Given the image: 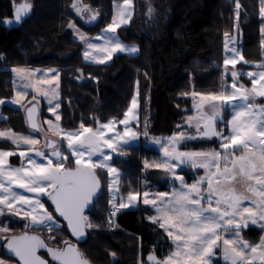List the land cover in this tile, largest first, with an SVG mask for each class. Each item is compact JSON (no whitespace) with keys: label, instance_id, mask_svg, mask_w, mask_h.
<instances>
[{"label":"snow or ice","instance_id":"6c2138e0","mask_svg":"<svg viewBox=\"0 0 264 264\" xmlns=\"http://www.w3.org/2000/svg\"><path fill=\"white\" fill-rule=\"evenodd\" d=\"M31 7L27 0L14 4L15 21L20 22ZM71 8L82 19L84 14L88 13L86 22L95 21L98 15L87 5H82L80 0H72ZM240 8L241 5L237 0V18H239ZM151 12L152 9L149 8V14ZM259 12L261 47L264 48V0H260ZM132 14V0H123L122 4H114L111 23L95 38L102 40L103 43H92L90 38L80 32L70 21L68 27L73 29L74 34L85 45L84 59L103 64L116 52L137 53V48L125 46L115 35H108L115 34L120 25L127 24ZM3 22L11 23L10 20ZM225 37V51L231 52L232 56H225L224 65L231 64L235 69L236 57L239 56L241 60L244 58L234 46V38L229 39L227 32ZM229 43L233 46L229 47ZM256 67L264 69V63ZM11 71L19 79L31 81L33 90L38 94L41 91L38 85L50 84L59 77V71L56 69H49L45 74H51V79L44 77L36 79V72L39 70L12 68ZM227 71L225 67V72ZM240 75L235 70L231 71L232 91H228L226 87L217 94L203 95L192 91L194 101L196 97H200L199 102L194 103V108L199 110L205 103H210L213 108L210 118L204 116L202 112L195 121L193 117H188L187 123L189 126L195 123L197 135L179 132L164 139L152 138L153 142L159 145L161 158L152 163L145 160L144 169H161L167 177H170L168 183L171 186V192L144 191L143 204L150 205L155 210L156 215L148 218L167 233L173 241L175 250L170 251L163 259H157L154 253H150L148 260L151 264H210L211 257L214 255L213 250L221 246L224 259L229 264H255L256 261L264 264V236H261L259 243L256 244H250L239 236V232L242 227L247 226L248 221L264 230V105L256 102V97H264V70L247 73L252 83L250 89L243 84H237ZM24 87H29V84L26 83ZM25 94L18 91L17 98L12 102L19 103ZM43 95L51 105L58 94L53 89L43 92ZM138 95L139 92L133 95L130 106L124 112V118L118 121L124 126L123 132L115 130L116 121L109 120L104 124L97 121L95 128L85 127L82 123L79 131L63 133L64 140L67 141V149L71 153L64 159H61V150L55 143L49 142L48 147L52 149L51 156H47L43 151L35 152L36 157L46 159L47 163H38L32 156H27L29 168L9 167L6 170L4 166L7 164V158L15 153L0 151V206H3L0 207V215H5L4 208L19 214L21 209L14 208V205H27L31 210L23 213L27 220L26 230L48 228L51 232L59 229L58 215L67 222L73 236L82 238L87 229L94 227L89 216L85 214V210L94 203V198L101 188V183L94 172L97 168L106 169L110 177L108 188L112 194L109 200L111 215L115 216L120 209L134 205L140 195L139 192H130L127 201L121 198L117 208L113 186L119 173L109 163L112 157L106 154L103 148L107 147L112 152L123 154L126 147L138 140L140 133L130 126V121L136 118ZM33 99L36 97L34 96ZM56 107H59V104ZM226 108L232 110L231 118L227 120L226 128L218 131L215 120L217 117L222 118L221 110ZM49 110L55 112L54 108ZM36 112L35 106L30 108L28 120L31 128L38 131ZM56 119L59 120L60 117L57 116ZM201 120L205 121L203 130L200 128ZM47 123L50 131L53 133L59 131V125L51 121ZM177 127L179 128L180 125ZM105 130L114 131V135L107 136ZM0 136L8 137L18 147L21 142L33 146L38 143L31 137H14L10 132H0ZM144 136L148 138L147 125ZM213 137L219 140L223 153L218 150H179L178 146L190 149L189 141ZM237 150L241 151V155H233ZM19 155L22 161L26 157L25 152H20ZM94 156L103 157V159L94 161ZM51 157H55V160ZM73 160L74 168L66 166V161L70 164ZM189 165L193 170L199 168L205 170V174L194 178L191 184H188L184 176L176 172L177 168L183 170L182 166ZM238 178L242 184V190L235 187ZM205 183L206 187H204ZM13 184L25 192L35 193V198L32 199L14 191ZM41 196L48 197L51 201L50 207L54 206V211L45 208V203L41 202ZM245 200L251 201L253 207L242 206ZM237 217H240L239 222ZM232 231H235V236H224V233ZM0 237L6 240L3 247L18 257L20 264H46V261L37 255V249L46 247L39 237L29 235L28 231L15 235L10 232L7 220L0 222ZM63 243L65 245L63 248H48L53 260L58 264H89L75 245L70 241ZM0 264H5V261L0 260Z\"/></svg>","mask_w":264,"mask_h":264},{"label":"trees","instance_id":"16d2710c","mask_svg":"<svg viewBox=\"0 0 264 264\" xmlns=\"http://www.w3.org/2000/svg\"><path fill=\"white\" fill-rule=\"evenodd\" d=\"M32 1L30 15L18 27L7 29L3 21L11 17V3L0 0V101L13 96L12 68L56 69L59 71L62 127L77 129L82 123L85 127H95L97 121L121 120L137 85L140 119L149 109L151 134L171 137L177 125L185 128L184 116L191 102L184 95L192 90L214 91L222 85L223 39L226 32L230 36L234 32L233 2L152 0L165 8L168 17L156 35L151 38L141 33L135 20L129 27L118 30L124 42L138 46L139 54L134 57L119 55L109 64L90 65L83 62V46L74 40L68 29L70 21L81 24L71 8L72 0ZM116 1L122 0H80V3L100 8L108 21ZM239 3L237 30L242 38L241 52L244 61L254 63L261 58L260 0H239ZM98 27L100 24L95 31L87 28L95 33ZM31 98L29 94L24 105ZM1 104L0 110L7 120H0V129L32 132L27 126L24 109ZM38 107L39 117H48L46 106ZM225 113L227 119L229 112ZM0 149L15 148L0 140ZM120 154L115 165L121 171V193L142 194L145 190L144 161L154 153L140 145ZM95 174L102 186L91 209L85 213L94 227L87 229V240L78 245L84 257L90 264H138L139 257L149 264L150 253L157 259L163 258L169 244L158 246L146 238L147 229L162 236L157 226L145 220L149 212L146 207L117 212L115 224H110L105 174L100 170ZM160 189H166L165 185ZM50 205L45 200L46 208L54 211ZM57 220L61 226L49 232L53 242L47 239L49 229L27 231L39 235L48 246L57 247V243L71 240L65 225ZM9 227L15 235L21 234L25 221H14ZM262 235L263 231L253 229L244 232V237L251 242L259 241ZM0 256L14 261L5 254L3 245Z\"/></svg>","mask_w":264,"mask_h":264},{"label":"rangeland","instance_id":"374dc122","mask_svg":"<svg viewBox=\"0 0 264 264\" xmlns=\"http://www.w3.org/2000/svg\"><path fill=\"white\" fill-rule=\"evenodd\" d=\"M11 1H13L15 4H17V3H20V2H22L24 0H11ZM27 2H30L32 4L33 1L27 0ZM228 2H230V3L233 2V4L235 5L234 8H233V16H234V25H233L234 28H233V30H234V32L232 31L233 34L230 33L232 35L231 36L228 35V38L229 39L234 38V46L237 48V50L242 55V52H241V49H242L241 48L242 38H241V35H240L239 31L237 30V26H238L237 20H239L237 18V11H236L237 0H228ZM238 2H239V0H238ZM122 3H123V0L122 1H116V2L113 3L111 18L108 21L106 20V18L102 14L100 8H98V7L97 8H92V7L88 6L93 12L98 13V15L96 17V20L95 21H91V22H86L88 20V16H89L88 13H85L84 14V18L82 19L75 12L76 17L79 18V21H80L81 24L76 23L74 21H72V23H74L76 25V28L79 29L80 32L84 33L87 37H89L90 41L92 43H103L102 40H96L95 38L98 35L101 34L102 30L105 29L109 23H111L112 17H113V14H114V4H122ZM132 4H133V14H132V17L129 20V22L127 24L120 25V27L117 28V31H116L115 34H108V35H110V36L111 35H115L120 40V42H122V44H124L125 46L137 48L138 52L135 53V54H129L127 52H116V53H113L111 59L106 60L105 63H103V64H98V63H95V62H93L91 60H87L86 61L84 59V56H83V52L85 51V45L78 38V36H76L74 34L73 29L68 27V29L73 34L74 40L79 42L83 46L82 57H83V62L84 63L90 64V65H105V64H109L111 62V60L115 56L123 55V56H128V57H134V56L139 54L138 46L136 44L124 42L120 38V36L118 35V30L121 29V28H124V27H129L130 24L133 22V20H135L137 22V25H138L139 29H140V32L143 33L144 35L149 36V37L152 38L160 30L162 25H164L168 21L167 20L168 17L166 15L165 8L162 5L154 3L152 0H132ZM149 8L152 9L151 14H149ZM259 9H260V6H259ZM101 18H102V20H101ZM260 19H261V17H260ZM99 24H100V27L97 28V29H99V31H97L95 33H91ZM87 27L88 28H93V30L92 29H88ZM225 42H226V37H224V39H223V67H222V80H221L222 85L218 89H216L214 91L204 92L202 90L201 91L195 90L196 92L201 93L203 95L217 94L220 91H222L224 87H226L228 91H232L233 89L231 88V85H232L231 71H233V70H235V71H237L238 73L241 74L238 77L237 84L238 85L239 84H243L246 88L250 89L252 87V83H251V79L247 76V73L248 72H257V71L264 70V69H259V68L256 67L257 65H259L261 63H264V48H262V47H261V58H260L259 61L254 62V63H248V62L246 63V61H244V59L241 60L239 58V56H237L236 57L237 64L235 66V69H233V66L231 64L225 66L224 65L225 56L226 55L227 56H232L231 52H226L225 51ZM232 46H233V44L229 43V47H232ZM101 55H103V54H101ZM225 67H227V69H228L227 72H225ZM16 68H22V67H16ZM26 69L39 70V71L36 72V79H39L41 77H44V78H47V79H51V74L45 75L46 73H48L49 68H26ZM79 79H80V81H82L81 75H80ZM26 83L29 84V87H27V88L24 87V85ZM12 87H13V96L11 97V99L3 101V103L1 105H8V106L13 107V108H22V109L26 110L25 107L31 102H33L37 106L38 105L40 106L41 104H44L46 106V114H47L48 117H39V119H38L39 120L38 121L39 130L38 131H32L31 133H17V132H13V131H10V130L0 129V132H10V133L13 134L14 137H31V138H33V139L38 141V143L36 145H34V146L33 145H27V144H24L23 142H21L19 147H18L16 144H13L11 139H9L8 137L0 136V140L1 141H7L15 148L14 150L0 149V151H9V152L15 153L14 155L9 156L7 158V164L4 166L5 169L7 170L9 167L18 168V167H21V166H23L25 168H29L30 166L28 165V162H27V156H32L34 159L37 160L38 163H47L46 159L41 158V157H36L35 156V152L36 151H43V152H45V154L47 156H51L52 149L50 147H48L49 142H54L55 145L61 150V153H62L61 154V159H64L66 156H70L71 153L67 149V141L64 140L63 133L79 131L80 128H77V129H66V128H63L62 125H61L60 119L59 120L56 119L57 116L60 117L59 77H58L57 80H53L52 83H50V84L38 85V87H40V89H41L40 93L38 94V93H36L33 90V87L31 86V81L21 80L12 72ZM53 89L57 92L58 95H57L56 99H54L52 101V104L49 105L48 101L45 99V97L43 95V92L50 91V90H53ZM18 91L19 92H25L26 94L20 100L19 103H13L12 101L17 98L16 97V93ZM192 91H194V90H192ZM192 91L190 93H187V94L184 95V97L189 98L190 102H191L190 109L185 113V116H184V118L186 120L185 128L182 125H180V127L177 128L174 133H179V132H183V131H187V130H189L190 133H192V134L193 133H197V128L195 126V123H193L192 126H189V124L187 123L188 117H193L194 121H195V119L198 118V116H199V114L201 112L206 117L210 118L212 116L213 108H212V105L210 103H205L202 106V108H200L199 110L197 108H194V103L199 102L200 97L199 96L196 97L195 101H194V99H193V97L191 95ZM137 92H138V87L136 85L133 95H136ZM29 94H31L32 98H31V100L28 103H26V105H24L26 97ZM133 95H132V97H133ZM34 96L36 97V99H33ZM132 97H131V100H132ZM137 99H138V107L135 110L136 118L132 119L130 121V126L132 127V129L134 131H138L140 133V135H139L137 141L133 142V144L131 146H128L125 149L130 148V147H134V146L142 145L146 150L151 151L152 153H154L153 154L154 156L152 155L149 159H146L147 161H149V163H152L153 161L159 160L161 158V152H160L159 145L155 144L153 142L152 138L153 137H157V138L164 139V138H168V137L151 134V132H150V123H151V117H152L151 113H150L149 109L147 108L148 111H147L146 115L143 117V119H140L139 95H138ZM131 100L129 102L128 107L131 104ZM256 102L258 104L264 105V97H256ZM57 104H59V107H56ZM147 107H148V105H147ZM50 108H54L55 112L53 113L52 111H50L49 110ZM221 111H222V118L217 117V121H218L217 128H218V131L221 128H226L227 120L230 119L231 115H232V110L230 108L222 109ZM226 111L229 112V116H228L227 119L225 117V114H226L225 112ZM123 118H124V115H123L122 119ZM0 120L4 121V122L7 120L6 116L1 112V110H0ZM48 121H51L53 124L59 125V131L57 133H53L52 131L49 130V124L47 123ZM108 121L100 122V123L104 124V123H108ZM116 122L117 123L115 124V130H119V131L123 132L124 126L119 124L118 121H116ZM204 123H205V121L201 120V122H200L201 130L204 127ZM146 125H147L148 138H145V136H144L145 126ZM95 127H92V128H95ZM105 134L107 136H113L114 135V131L113 132H109V131L105 130ZM190 146H191L190 149L189 148H182L181 151H187V150H192V151L218 150V151H221L222 153L224 151L223 149H221L220 142H219V140H217V138L216 139L212 138V139H210L208 141H200V142L195 143V144L192 143V145L190 143ZM103 151L106 154H110L111 155L112 159L109 161V163L113 167H115L118 170V173H119V176L116 177V183L113 186V193L116 196V201L115 202H116V206L118 208L121 198H123L125 201H127V199H128V195H124L120 191V187L119 186H120L121 171L115 165V159L119 156L120 152H112L110 149H107V147H104ZM20 152H25L26 153V157L23 159V161H22V158L19 155ZM233 155L239 156V155H241V151L237 150V151H235L233 153ZM51 158L53 160H55V157H51ZM102 159H103V157H97V156L93 157L94 161L102 160ZM66 166L74 168L75 167L74 160L70 164H68L67 161H66ZM222 167H223V165H222ZM182 169L183 170H181V168H177L176 172H177V174L184 176V178H185V180L187 181L188 184L193 183L194 182V178H196L198 176H203L205 174V170L203 168H199V169L193 170L190 167V165L189 166H182ZM97 170H100V171L104 172V174H105V178H106L105 185H106V188H107L108 202H109V200L111 199V195H112V194H110L109 188H108V184L110 182V177H109L108 172H107L106 169L97 168V169H94V172L96 173ZM152 173H154L155 176L151 175ZM143 174H144L143 185H144V188H145L144 191H149L150 193H154V192H157V191H159V192H165V191L171 192V186L168 183V180L170 179V177H167L166 174L163 173V171L161 169H157V168L143 169ZM5 183H7V182L5 181ZM146 184H147V187H145ZM161 185H165L166 189H160ZM101 186H102V183H101ZM178 186L179 185L177 184V187ZM206 186L207 185L205 183L204 187H206ZM235 187L238 190H242V184H241L239 178L235 182ZM12 189L14 191L19 192V193H21L23 195H26V196H28L29 198H32V199H34L35 196H36L35 193L25 192L23 189L17 188L14 184L12 185ZM143 192H142V194H140L137 197V201L135 202L134 205H130L128 208L120 209L118 212L135 211V210H138L140 208V206L146 207L149 210V212L146 214L145 220L149 224H153V225L157 226V228L161 231L162 236H163V237L159 236L158 234H156V233H154V232H152V231L147 229L146 232H145L146 233V238L150 242L155 243V244H157V242H159V245H162V246L166 245V243L169 244V248L165 252V255L163 256V258H164L170 251L175 250V246L173 244V241L168 237L167 233H165V231L163 229H161L158 226V224H154L152 222V220L148 218L150 216L156 215V213H155V210L150 205H144L143 204ZM45 200H48V197L47 196H41V202L45 203ZM242 206L253 207V205L251 204V201H249V200L243 201L242 202ZM0 207H3V206H0ZM14 208H20L21 209L20 213L16 214L14 212H9L7 208H4L3 211H4L5 215H0V222H4V221L7 220L9 225L12 224V222H14V221H25V223H26L27 220L24 217L23 213L25 211H30L31 209L27 205H19V204H15ZM45 208H46V206H45ZM108 209H111L110 203H109V208ZM37 211H40V210L37 209ZM245 215H247V214H245ZM237 221L238 222L240 221V217H237ZM57 223L59 224V227H60L61 223L58 220H57ZM233 228H235V225H233ZM41 229H48V228H32L29 231H32V230H38L39 231ZM248 229L263 231V235L262 236H264V230H262L258 225H253V224H251L250 221H248L247 222V226L246 227H242V230L239 232V236L243 240L248 241L250 244L259 243V241L251 242V241H249L248 239H246L244 237V232H246ZM10 232L14 233V230H10ZM47 232H48V233H46L47 239L49 241L53 242L52 233H49L50 232L49 230ZM235 235H236L235 231H232L230 233H224L225 237L235 236ZM5 241L6 240L3 237H0V248L5 243ZM60 243H57V245H58L57 247L58 248L62 245V243L61 244ZM221 244H222V242H221ZM248 251L250 252V250H248ZM213 252H214V255L211 257L210 264H229V262L225 261V259H224L222 246L218 247V248H215L213 250ZM163 258H161V259H163ZM0 260L5 261L4 258H2L1 256H0ZM5 264H7V263L5 262ZM138 264H145L144 261L140 259V257L138 258ZM255 264H259V261H256Z\"/></svg>","mask_w":264,"mask_h":264},{"label":"water","instance_id":"95a60500","mask_svg":"<svg viewBox=\"0 0 264 264\" xmlns=\"http://www.w3.org/2000/svg\"><path fill=\"white\" fill-rule=\"evenodd\" d=\"M30 13H31V9L26 13V14H24V16L22 17V20L20 21V22H16L15 21V17H14V13H13V18L12 19H6V20H10L11 21V23H4L3 22V26L4 27H6V28H9V29H12V28H15V27H18L29 15H30ZM33 106H35L36 107V109H37V112H36V114H35V119H36V121H37V123H38V117H39V107L37 106V105H31V106H29L26 110H25V118H26V122H27V126H28V128L30 129V130H32V131H37V130H34L33 128H31V126H30V123H29V120H28V110L30 109V108H32ZM217 124H218V121H217V118H216V120H215V125H216V128H217ZM188 128V127H187ZM203 130V129H202ZM198 133H193L192 135H197ZM212 139V138H211ZM213 139H216L215 137H213ZM200 139H197V140H194V141H199ZM204 140H210V139H204ZM179 147V150L181 149V146H178ZM181 151V150H180ZM99 192H100V189L98 190V192H97V196L94 198V201L96 200V198L98 197V195H99ZM48 202L51 204V201L48 199ZM93 205V204H92ZM92 205H90L89 206V208L88 209H86L85 210V213L88 211V210H90L91 209V207H92ZM52 208H53V210H54V206H52ZM57 218L65 225V227H66V229H67V231H68V233H69V235H70V238H71V240H69L73 245H75V247L79 250V248H78V245L79 244H82V243H84L86 240H87V237H88V235H87V230L85 231V234H84V236L82 237V238H77V237H75V236H73L72 235V233H71V231H70V229L68 228V226H67V222L66 221H64L63 220V218L62 217H58V215H57ZM25 231H27L26 229H24V231L23 232H25ZM22 232V233H23ZM21 233V234H22ZM28 234L29 235H35V236H37V237H39L43 242H44V244L46 245V247H42V248H39V249H37V255L41 258V259H43L44 261H46V264H58V262L57 261H55V260H53V258L51 257V255L49 254V252H48V248H52V249H60V248H63L65 245H64V243H62V245L58 248V247H50V246H48L47 244H46V242L39 236V235H37V234H33V233H29L28 232ZM17 235H20V234H17ZM5 243H6V241H5ZM4 243V244H5ZM4 251H5V254L9 257V258H11L12 260H14L17 264H20V261H19V258L18 257H16L14 254H12V253H10L6 248H4ZM80 251V250H79ZM90 264V263H89ZM149 264H151V262H149Z\"/></svg>","mask_w":264,"mask_h":264},{"label":"flooded vegetation","instance_id":"af4514ba","mask_svg":"<svg viewBox=\"0 0 264 264\" xmlns=\"http://www.w3.org/2000/svg\"><path fill=\"white\" fill-rule=\"evenodd\" d=\"M10 1V3H11V8H12V10H11V17H9V18H7V19H12L13 18V5L15 4L13 1H11V0H9ZM30 1H32V0H30ZM22 2H24V1H22ZM22 2H20V3H22ZM28 3H30V2H28ZM17 4H19V3H17ZM31 4V3H30ZM6 20V19H5ZM6 28V27H5ZM7 29H9V28H7ZM183 132H187V133H190V131L189 130H187V131H183ZM190 134H192V133H190ZM200 141H207V140H199V141H189L188 143H189V145H190V143H191V145H192V143H198V142H200ZM182 148H185V147H183V146H181V149ZM180 149V150H181ZM157 245L159 246V242H157Z\"/></svg>","mask_w":264,"mask_h":264},{"label":"built area","instance_id":"2783aa9c","mask_svg":"<svg viewBox=\"0 0 264 264\" xmlns=\"http://www.w3.org/2000/svg\"><path fill=\"white\" fill-rule=\"evenodd\" d=\"M117 214V213H116ZM116 216V215H115ZM115 216L111 215V209L108 210V217H109V222L110 224H115Z\"/></svg>","mask_w":264,"mask_h":264},{"label":"crops","instance_id":"0c3cea01","mask_svg":"<svg viewBox=\"0 0 264 264\" xmlns=\"http://www.w3.org/2000/svg\"><path fill=\"white\" fill-rule=\"evenodd\" d=\"M7 264H17L15 261L4 259Z\"/></svg>","mask_w":264,"mask_h":264}]
</instances>
